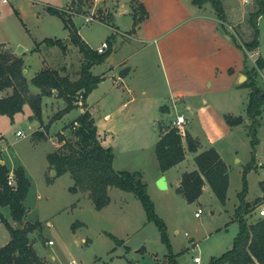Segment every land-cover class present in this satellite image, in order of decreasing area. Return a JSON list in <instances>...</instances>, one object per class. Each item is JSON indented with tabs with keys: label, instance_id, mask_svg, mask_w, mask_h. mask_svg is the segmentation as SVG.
I'll return each mask as SVG.
<instances>
[{
	"label": "rangeland",
	"instance_id": "obj_1",
	"mask_svg": "<svg viewBox=\"0 0 264 264\" xmlns=\"http://www.w3.org/2000/svg\"><path fill=\"white\" fill-rule=\"evenodd\" d=\"M220 1L225 11L222 21L213 0H202V5L193 0H0V50L8 48L20 54L47 36H64L68 29L63 19L47 10L52 5L78 12L72 15L73 20L92 47L97 48L108 38L113 40L116 50L112 59L92 67L93 73L106 76L101 88L112 85L111 74L119 72L120 67H132L130 80H134V95H138L133 104L142 106L141 111L137 109L140 117L117 119L118 112L112 108L114 118L108 122L98 113L103 106L95 104L91 111L97 115L94 118L101 140L113 151L114 142L121 143L116 148L115 164L121 170L137 173L136 178L140 177L146 185L157 214L166 224L170 242L169 245L164 241L160 227L148 218L134 192L111 187L110 205L98 209L87 192L70 190L74 179L69 172L57 176L52 172L48 154L62 146L58 135L61 131L67 139L72 137V128L66 126L81 112V107H77L53 121L66 105L54 91L43 97L42 119L36 117L30 104L13 118L0 113V163L3 160L8 167L27 168L32 186L24 200V224L35 225L29 232L30 240L47 264V257L53 264H72L73 260L77 264H166L170 252L182 264H196V254L202 256L203 264H212V256L232 247L239 230L235 204L240 202L244 168L252 159L254 147L252 119L247 112L252 89L238 86L235 74L229 70L233 66L237 70L244 68L246 73L247 69L252 72L257 68L258 85L264 89V67L260 69L256 62L259 56L264 58V13L258 21L259 48L248 50L244 42L253 38L250 17L258 3ZM141 2L147 15H143ZM227 32L242 46L229 39ZM62 39L65 49L43 43L40 53L28 52L24 56L29 63L28 72L24 70L29 80L42 66L58 69L72 79L80 77L84 55L69 36ZM21 46L25 48L19 52ZM127 59L128 63L123 64ZM246 74L243 81L248 80ZM144 89L146 93L142 92ZM31 90L40 91L34 85ZM10 92L12 89L3 93ZM100 92L95 91L91 100L95 101ZM179 112L185 114L186 132L198 140L202 151L216 147L229 165L226 204L210 184L194 202H189L174 185L159 187L156 177L162 169L156 145L161 126L170 127ZM226 114L242 115L244 122L231 126ZM259 118L262 125L256 124L259 141L255 147L259 167L247 173L246 198L258 201L247 215L251 222L257 220L259 206L264 202V197L258 196L264 178V111ZM19 129L25 135H18ZM36 131L44 132L45 137ZM137 135L142 137L135 139L133 136ZM195 168L193 158L178 167L180 171ZM14 172L10 169L15 176ZM199 207L203 211L197 216ZM0 210L12 224L16 223L9 206H0ZM10 238L0 217V246ZM50 239L53 243L48 242ZM195 241L199 246H195Z\"/></svg>",
	"mask_w": 264,
	"mask_h": 264
},
{
	"label": "trees",
	"instance_id": "obj_2",
	"mask_svg": "<svg viewBox=\"0 0 264 264\" xmlns=\"http://www.w3.org/2000/svg\"><path fill=\"white\" fill-rule=\"evenodd\" d=\"M193 1L202 5V0ZM213 1L219 12V17L223 18L225 11L221 1ZM256 2L258 8L251 12L250 17L254 28L253 38L244 42L248 50L258 48L260 45L258 21L264 13V0H256ZM141 4L143 15H147L144 3L141 2ZM73 5L77 6L75 2ZM47 10L63 19L65 27L69 30L71 41L79 47L84 55L80 77L72 79L67 74H61L58 69L43 67L29 80L24 72L25 58L23 54L14 53L8 48L2 49L0 50V113L13 118L16 113L24 110L26 104H30L36 117L42 119L43 97L53 95L54 91H57V95L65 100L66 105L54 115L53 121L63 117L78 106L85 108L71 125L66 126L72 128L71 132L74 139L72 137L67 139L64 136V131L58 134L59 140L63 144L48 154L50 168L56 170V176L69 172L74 179V184L70 190L87 192L98 209H103L110 203L109 190L111 187L117 186L123 190L134 192L142 201L148 218L157 223L162 231L164 241L170 245L166 224L157 214L146 185L142 183L141 179L136 180L137 173L115 169L113 148L102 144L95 118L88 109L87 98L103 79L102 75L93 73L92 67L105 61L112 53L113 40L108 38V50L99 53L82 37L75 25L72 15L78 14L76 10L58 8L52 5H48ZM232 37L237 45L242 46L235 36L232 35ZM43 43L47 46L59 45L63 49L67 47L62 38L48 36L36 41L33 49L37 50ZM256 62L259 68L264 67L262 56H259ZM247 73L249 74L248 80L242 85L252 89L247 112L252 119L250 134L253 136L251 141L254 150L251 161L244 168V186L238 194L240 202L235 210V219L239 223V231L234 237L232 247L221 255L212 257V264H264V216H258L256 221H249L247 215L254 209L258 201L246 199L248 192L247 173L257 167L255 147L259 138L256 124L262 123L259 116L264 111V89L258 85L257 68H253L252 72L247 69ZM31 85L38 87L40 91H32ZM8 89H12V92L2 94ZM226 119L230 125H238L244 122L242 115L226 114ZM36 133L45 137L42 131H36ZM199 146L198 140L189 131L183 136L176 126L170 125L167 128L161 126L160 137L156 145L161 169L166 171L180 163L185 159L187 150L197 152ZM195 161L198 168L183 173L177 191L184 195L189 202H194L201 196L204 185L208 181L216 196L225 203L228 198L230 176L228 164L220 152L212 146L198 152L195 155ZM14 173L16 182L12 185L9 184L10 168L6 163H0V205L9 206L11 215L16 221L15 224H12L0 210L1 220L11 233L10 240L0 246V264H47L30 240L29 232L35 225L26 226L24 224L27 214L24 200L29 194L32 181L23 165L15 168ZM18 223L21 224L20 228H17ZM166 264L182 263L175 258V253L170 252Z\"/></svg>",
	"mask_w": 264,
	"mask_h": 264
},
{
	"label": "crops",
	"instance_id": "obj_3",
	"mask_svg": "<svg viewBox=\"0 0 264 264\" xmlns=\"http://www.w3.org/2000/svg\"><path fill=\"white\" fill-rule=\"evenodd\" d=\"M145 5V4H144ZM146 7V6H145ZM147 9V8H146ZM220 20L222 21V19L220 18ZM29 30V29H28ZM80 32V31H79ZM69 36V30H67L66 31V34L64 35V36ZM227 37L229 38V39H233V37H232V35L231 34H229L228 32H227ZM64 36H62V37H64ZM48 37V36H47ZM50 37H53V36H50ZM62 37H60V38H62ZM83 37V36H82ZM53 38H59V37H53ZM86 40V39H85ZM87 41V40H86ZM88 42V41H87ZM89 43V42H88ZM6 44V43H5ZM11 46V45H10ZM238 46V45H237ZM9 47V46H8ZM12 47V46H11ZM11 47H9V48H11ZM35 47V45H33V46H30V47H28L27 49L25 48V47H23V48H25V51L24 52H22V53H20V54H23V56H25L28 52H38V53H40L41 51H40V49H41V47H42V45H40L39 46V48L37 49V50H34V51H31V50H33V48ZM51 47H53V46H51ZM94 48V47H93ZM259 48V47H258ZM115 50H116V48H115ZM115 50H114V47H113V52L107 57V60L106 61H110V59H112V56L115 54ZM128 63V59L127 60H125L124 62H123V64H127ZM29 65V63L27 62V60L25 61V68H24V70H25V72L27 71L28 72V67L27 66ZM127 66V65H126ZM42 67H44V66H42ZM42 67L40 68V69H42ZM40 69H38L37 71H35V73L36 72H38ZM261 69V68H260ZM126 71V72H125ZM233 75L235 74V76H236V79H237V83H238V86H244V85H242V83H244L246 80H244L243 81V77H247V72L245 73V69L244 68H241V69H238L237 70V68H235V67H233V66H231L230 67V70H229ZM26 72V73H27ZM123 72H125L124 74H123ZM131 72H132V67H123V68H119V72H117L116 74H111V77H112V85H110V86H104L105 88H101L102 87V85L104 84V81H105V77L106 76H104V75H102V74H99V75H102L103 76V79L99 82V84L97 85V87L89 94V96H88V98H87V102H88V109L91 111V109L93 108V106L96 104V106L97 107H100V105L101 106H103V108L101 109V110H99L98 111V113L99 114H103V118H104V120H106V121H108V122H110L113 118H114V114H113V109L112 108H114L115 109V111H117L118 112V114H117V116H116V118L117 119H121L122 117H123V120H137L139 117H140V115L138 114V112H137V109L138 110H140L141 111V108H142V106L140 105H138V104H133V102L134 101H136L137 99H138V95H134V86L136 85L135 83H134V80H130V77H131ZM34 73V74H35ZM33 76V75H32ZM130 81H129V80ZM37 88V87H36ZM97 90H99V91H101L100 93H99V97L95 100V101H93V100H91L92 98V96H93V94L95 93V91H97ZM142 92H144V93H146V90L144 89ZM124 93H127L125 96H124ZM2 94H4V93H2ZM129 96V97H128ZM111 103H113L112 105H111ZM127 105H130V108L128 109L127 108ZM78 107H81V106H78ZM77 108V107H76ZM84 109L85 108H83V107H81V112L80 113H82L83 111H84ZM91 113H92V115L96 118L97 117V115H95L92 111H91ZM144 113L146 114V110L144 111ZM179 113H183V112H179ZM179 113H177L176 114V116L179 114ZM80 115V114H79ZM78 115V116H79ZM77 116V117H78ZM175 116V117H176ZM76 117V118H77ZM175 117H174V119H175ZM95 121H97L96 119H95ZM187 122V121H186ZM262 125V124H261ZM231 126H234V125H231ZM133 137H135V139H138V138H141L142 137V135H137V136H133ZM99 138H100V136H99ZM100 140H101V138H100ZM101 142H102V144L103 145H105V146H108V145H106V143H105V140H101ZM120 142H114V146H116V147H114L115 149H114V151H115V156H114V161H113V165L115 166V169H117V170H121V168H119V167H117L116 166V164L115 163H117V150H116V148L118 147V146H120ZM216 148V147H215ZM217 149V148H216ZM219 152H220V154H221V156L223 157V155H222V153H221V151L219 150V149H217ZM200 151H202V147H200L199 146V149H198V151L197 152H195V151H191V150H187V153H186V157H185V159L183 160V161H181L180 163H178V164H176L175 166H173V167H171L170 169H168V170H166V171H163V170H161V173L156 177V179H158L160 176H162L163 174L164 175H166V178H167V181H168V187L169 186H171V185H174V186H176V188L179 186V184H180V181H181V178H182V175H183V173L184 172H186L187 170H179L178 169V167H180V165L188 158V159H194L195 160V155L198 153V152H200ZM190 157V158H189ZM257 158V157H256ZM223 159H224V157H223ZM225 160V159H224ZM4 161L3 160H1V163H3ZM227 163V162H226ZM264 165V163L262 164V166L261 167H264L263 166ZM15 167L16 166H14V167H10L9 166V168L11 169V170H14L15 169ZM228 167H229V165H228ZM258 167H259V161H258V159H257V167H255V168H253V169H251L249 172H248V174L249 173H251L252 171H254V170H258ZM25 168V170H26V173H27V168L26 167H24ZM197 168H198V165H197ZM197 168H195V169H197ZM174 169H176L175 171H174ZM178 169V170H177ZM194 170V169H193ZM189 171H191V170H189ZM28 174V173H27ZM229 176H230V172H229ZM261 182V194H259L258 196H262V197H264V178H263V180H261L260 181ZM208 184H210L208 181H206V183H205V185H204V188H203V192H204V190L206 189V187H207V185ZM32 186V185H31ZM211 186V185H210ZM229 186H230V184H229ZM167 187V188H168ZM212 188V187H211ZM112 189V188H111ZM110 189V190H111ZM110 190H109V194H110ZM213 190V189H212ZM80 191H82V190H78L77 192H80ZM127 191V190H126ZM228 191H229V189H228ZM214 192V191H213ZM84 193V192H83ZM203 194V193H202ZM202 194H201V196H202ZM87 195V194H86ZM216 195V194H215ZM110 196H111V194H110ZM228 197H229V195H228ZM200 198V197H199ZM198 198V199H199ZM247 199V198H246ZM248 200V199H247ZM111 201H112V198H111ZM111 201H110V203H111ZM248 201H252V200H248ZM228 202V198H227V201L225 202V204ZM110 203L107 205V206H105L104 208H106V207H108L109 205H110ZM239 205V203H236L235 204V210H236V207ZM0 206H3V205H0ZM7 206V205H6ZM10 221V220H9ZM177 231V230H176ZM239 231V230H238ZM195 243V246H199V242H197V241H195L194 242ZM194 246V247H195ZM53 257H55V255H53ZM213 257V256H212ZM47 260H49V262H50V264H53L52 263V261L47 257Z\"/></svg>",
	"mask_w": 264,
	"mask_h": 264
},
{
	"label": "built area",
	"instance_id": "obj_4",
	"mask_svg": "<svg viewBox=\"0 0 264 264\" xmlns=\"http://www.w3.org/2000/svg\"><path fill=\"white\" fill-rule=\"evenodd\" d=\"M10 0H2L3 3H8ZM243 1H248V0H243ZM109 48V42L107 40L103 41L96 49L99 53H104L108 50ZM187 119L184 113H179L175 119L172 121V125L176 126L179 130V132L185 136L186 134V129L184 127L185 123H186ZM18 135H25L24 131L19 129L17 131ZM15 183V176L14 174H10L9 175V184H14ZM260 210H259V216H264V202H262L259 206ZM203 211L202 207H199L198 210L196 211V215L200 216V213ZM49 243H53V239H50L48 241ZM194 261L196 264H203V258L200 254H196L194 256ZM72 264H77V262L75 260L72 261Z\"/></svg>",
	"mask_w": 264,
	"mask_h": 264
},
{
	"label": "water",
	"instance_id": "obj_5",
	"mask_svg": "<svg viewBox=\"0 0 264 264\" xmlns=\"http://www.w3.org/2000/svg\"><path fill=\"white\" fill-rule=\"evenodd\" d=\"M67 40H69V38L67 39ZM66 40V41H67ZM22 46L19 48V52H21V50H22ZM52 172L55 174L56 173V170L55 169H52ZM139 178L140 177H138V178H136L137 180H139ZM157 183H158V185H159V187L160 188H163V189H165V188H167L168 187V181H167V178H166V175H162V176H160L159 178H158V181H157ZM21 227V224L20 223H18L17 224V228H20Z\"/></svg>",
	"mask_w": 264,
	"mask_h": 264
}]
</instances>
